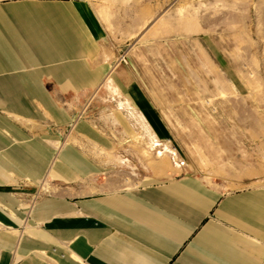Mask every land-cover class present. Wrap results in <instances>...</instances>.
<instances>
[{"label": "crops", "instance_id": "1", "mask_svg": "<svg viewBox=\"0 0 264 264\" xmlns=\"http://www.w3.org/2000/svg\"><path fill=\"white\" fill-rule=\"evenodd\" d=\"M118 57L91 0H0V264H264V187L98 188L111 136L137 134L124 106L159 134ZM105 88L125 91L103 127L87 105Z\"/></svg>", "mask_w": 264, "mask_h": 264}, {"label": "rangeland", "instance_id": "2", "mask_svg": "<svg viewBox=\"0 0 264 264\" xmlns=\"http://www.w3.org/2000/svg\"><path fill=\"white\" fill-rule=\"evenodd\" d=\"M91 1L119 51L121 80L135 84L159 128L144 115L141 124L129 120L124 106L137 134L111 136L115 152L103 155L116 183L107 186L103 176L98 188L183 176L222 192L264 187V0ZM124 91L93 95L87 108L95 123L114 124ZM164 160L156 173L154 163ZM52 189L59 191L44 194Z\"/></svg>", "mask_w": 264, "mask_h": 264}, {"label": "bare ground", "instance_id": "3", "mask_svg": "<svg viewBox=\"0 0 264 264\" xmlns=\"http://www.w3.org/2000/svg\"><path fill=\"white\" fill-rule=\"evenodd\" d=\"M108 155L111 157L112 155L110 154V153H108ZM146 157V156H145ZM107 158V157H106ZM109 158V157H108ZM121 161H123V160H121ZM151 164V163H150ZM155 164V166L153 165V168L156 170L155 172L156 173H158L159 171H157V169L159 170L160 169V167L159 166H166V164H167V162H166V160H164L162 163H158V164H156V163H154ZM129 165V164H128ZM149 167V166H148ZM150 168V167H149ZM152 169V168H151ZM43 188H44V190H49L50 189V187H47V185H44L43 186Z\"/></svg>", "mask_w": 264, "mask_h": 264}, {"label": "built area", "instance_id": "4", "mask_svg": "<svg viewBox=\"0 0 264 264\" xmlns=\"http://www.w3.org/2000/svg\"><path fill=\"white\" fill-rule=\"evenodd\" d=\"M123 60H124V58H123Z\"/></svg>", "mask_w": 264, "mask_h": 264}]
</instances>
